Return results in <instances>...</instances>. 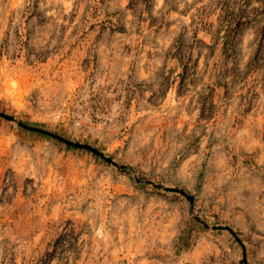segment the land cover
<instances>
[{"label":"rangeland","instance_id":"1","mask_svg":"<svg viewBox=\"0 0 264 264\" xmlns=\"http://www.w3.org/2000/svg\"><path fill=\"white\" fill-rule=\"evenodd\" d=\"M0 264H264V0H0Z\"/></svg>","mask_w":264,"mask_h":264}]
</instances>
